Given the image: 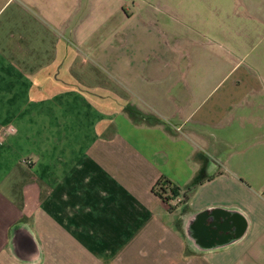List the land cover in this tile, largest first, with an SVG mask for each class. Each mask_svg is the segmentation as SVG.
Instances as JSON below:
<instances>
[{"label":"crops","instance_id":"1","mask_svg":"<svg viewBox=\"0 0 264 264\" xmlns=\"http://www.w3.org/2000/svg\"><path fill=\"white\" fill-rule=\"evenodd\" d=\"M123 6L0 0V264H264V78Z\"/></svg>","mask_w":264,"mask_h":264},{"label":"rangeland","instance_id":"2","mask_svg":"<svg viewBox=\"0 0 264 264\" xmlns=\"http://www.w3.org/2000/svg\"><path fill=\"white\" fill-rule=\"evenodd\" d=\"M123 1L127 17L158 20L153 26L156 31L204 42L213 54L229 59V63L231 57V62L241 59L251 73L264 78V0ZM250 3L254 8L247 9L245 4ZM256 114L258 120L254 126H245L247 132H264V108L259 107Z\"/></svg>","mask_w":264,"mask_h":264},{"label":"trees","instance_id":"3","mask_svg":"<svg viewBox=\"0 0 264 264\" xmlns=\"http://www.w3.org/2000/svg\"><path fill=\"white\" fill-rule=\"evenodd\" d=\"M153 192L161 200L170 204L176 201L179 197H181V199L183 198V201H188L192 190H188L187 192L182 193L181 190L171 181L165 178H161L155 184ZM179 203L180 202H178L177 204ZM171 208L173 209L174 207L172 206Z\"/></svg>","mask_w":264,"mask_h":264},{"label":"built area","instance_id":"4","mask_svg":"<svg viewBox=\"0 0 264 264\" xmlns=\"http://www.w3.org/2000/svg\"><path fill=\"white\" fill-rule=\"evenodd\" d=\"M181 197H179L176 201H174L175 202V204H177L178 202H181Z\"/></svg>","mask_w":264,"mask_h":264}]
</instances>
